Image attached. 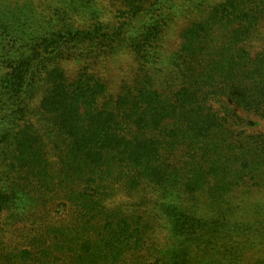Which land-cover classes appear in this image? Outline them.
Wrapping results in <instances>:
<instances>
[{"label": "trees", "instance_id": "1", "mask_svg": "<svg viewBox=\"0 0 264 264\" xmlns=\"http://www.w3.org/2000/svg\"><path fill=\"white\" fill-rule=\"evenodd\" d=\"M264 0H0V264H264Z\"/></svg>", "mask_w": 264, "mask_h": 264}, {"label": "rangeland", "instance_id": "2", "mask_svg": "<svg viewBox=\"0 0 264 264\" xmlns=\"http://www.w3.org/2000/svg\"><path fill=\"white\" fill-rule=\"evenodd\" d=\"M253 131L256 132H264V124L263 123H259L258 126H256L255 128H251Z\"/></svg>", "mask_w": 264, "mask_h": 264}]
</instances>
